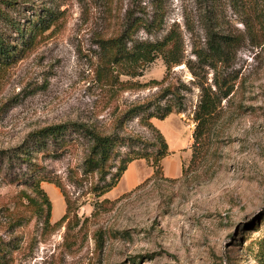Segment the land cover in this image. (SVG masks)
I'll list each match as a JSON object with an SVG mask.
<instances>
[{"label": "rangeland", "instance_id": "1", "mask_svg": "<svg viewBox=\"0 0 264 264\" xmlns=\"http://www.w3.org/2000/svg\"><path fill=\"white\" fill-rule=\"evenodd\" d=\"M132 18L162 21L135 40L179 35L183 64L111 73L100 43ZM36 21L48 28L29 34ZM0 36L16 53L0 57L2 264H264V0H0ZM213 38L228 43L217 70L196 54ZM204 96L215 108L199 121ZM55 126L68 152L39 153L33 135ZM83 127L122 139L107 182L140 155L164 176L96 198ZM41 180L48 227L30 204Z\"/></svg>", "mask_w": 264, "mask_h": 264}, {"label": "trees", "instance_id": "2", "mask_svg": "<svg viewBox=\"0 0 264 264\" xmlns=\"http://www.w3.org/2000/svg\"><path fill=\"white\" fill-rule=\"evenodd\" d=\"M157 20V21H156ZM40 22V23H39ZM42 23V25H40ZM159 24V28L162 26V21L160 19H154L152 22L146 21L142 22L138 18L129 19L127 27L125 30L118 36L111 37L109 39H104L101 41V49L104 53L105 64L106 66H110L111 73L114 72V67H117L119 71H128L131 72L134 76H139V73L148 68L149 65L155 62L157 58H162L165 66L168 71H171L175 67L181 66L184 62V56L181 47V38L179 35H175L174 32L169 33L166 37L157 42L151 41H140L133 39L134 33L140 30L141 28L147 30L148 32L153 30L156 27V24ZM48 26L43 24V21H36L34 25L29 28V34L33 33H41L46 30ZM23 36L24 32H18ZM31 38L29 42H31ZM228 43L226 41L217 40L215 38L211 39L208 43L206 54L196 53L197 57L200 60H205L207 64L217 70L220 64L228 63V51H227ZM16 53H14L13 46L5 44L4 40L0 36V57L8 59L15 58ZM169 92V91H167ZM212 98L208 96H204L201 101V106L199 108V114L197 120H204L206 117H209L214 111L215 105ZM145 110L143 114L147 113ZM173 113L172 107H166L162 110V113H151L149 115L150 119H159L164 121L167 117H169ZM137 113L136 116H138ZM80 128V127H79ZM84 128V127H83ZM85 129V128H84ZM65 127H49L43 129L41 131L36 132L34 136L35 144L37 147V151L39 153H50V145L53 146L54 155L61 156L64 153L68 152L69 142L65 140L64 135L67 133ZM82 132H87L88 136L91 138L93 144L90 150V153L84 162V175L86 176H95L99 175V182L103 183V186L92 185L90 188V192L94 194L96 198L103 197L114 188L117 187L120 180L122 179L124 173L126 172L129 164L123 166L119 173L116 176H113L112 179L107 182L108 177L111 175L110 162L112 161L116 149L119 146V143L122 142L120 137H111V136H103L97 134L95 132H91L87 129L84 131L80 129ZM156 130V129H155ZM159 134V139L161 141V148L159 149L156 155V161L162 163V161L169 155V145L164 136L156 130ZM140 159L147 160L146 156L140 155ZM31 166H36L31 164L30 161H27ZM148 163V162H147ZM148 165L154 168V174L151 178H149L146 182L150 181L153 177L164 176V169L162 167H158L155 169L152 165L148 163ZM41 181L33 184L34 193L37 196V199L30 198V204L33 205L40 216H44L43 224L44 226H50V218H51V203L47 196V194L41 188ZM61 187L60 185H58ZM61 189L64 192L66 201H67V214L62 218L61 222L58 225H62L69 219L71 214V206L68 195L66 194L63 187ZM46 210V211H45ZM0 264L3 263V258L0 250Z\"/></svg>", "mask_w": 264, "mask_h": 264}, {"label": "crops", "instance_id": "3", "mask_svg": "<svg viewBox=\"0 0 264 264\" xmlns=\"http://www.w3.org/2000/svg\"><path fill=\"white\" fill-rule=\"evenodd\" d=\"M168 145L170 148V142L169 141H168ZM163 161H162V163H163ZM163 169H164V167H163ZM153 174H154L153 168H151L148 165L147 161H145V160L134 161L131 164H129L126 172L124 173V175L122 177V179L120 180L119 184L117 185V187L113 191L117 192V195H123V194L129 193V192H132L136 188L141 186L149 178H151L153 176Z\"/></svg>", "mask_w": 264, "mask_h": 264}]
</instances>
